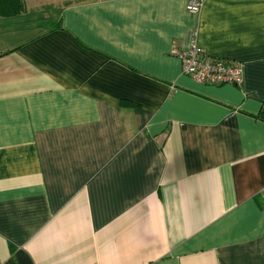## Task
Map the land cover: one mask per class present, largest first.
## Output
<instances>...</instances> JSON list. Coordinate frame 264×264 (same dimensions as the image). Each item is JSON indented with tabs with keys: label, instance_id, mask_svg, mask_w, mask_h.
I'll list each match as a JSON object with an SVG mask.
<instances>
[{
	"label": "crops",
	"instance_id": "obj_1",
	"mask_svg": "<svg viewBox=\"0 0 264 264\" xmlns=\"http://www.w3.org/2000/svg\"><path fill=\"white\" fill-rule=\"evenodd\" d=\"M188 1L62 0L0 42L1 264H264V0ZM193 35L239 84L183 74Z\"/></svg>",
	"mask_w": 264,
	"mask_h": 264
},
{
	"label": "built area",
	"instance_id": "obj_2",
	"mask_svg": "<svg viewBox=\"0 0 264 264\" xmlns=\"http://www.w3.org/2000/svg\"><path fill=\"white\" fill-rule=\"evenodd\" d=\"M201 4L202 0H189L186 5L187 13L197 15ZM171 53L180 62L183 74L197 84L237 85L241 81L242 68L239 63L206 56L196 45L194 35L188 48L178 49L173 46Z\"/></svg>",
	"mask_w": 264,
	"mask_h": 264
},
{
	"label": "rangeland",
	"instance_id": "obj_3",
	"mask_svg": "<svg viewBox=\"0 0 264 264\" xmlns=\"http://www.w3.org/2000/svg\"><path fill=\"white\" fill-rule=\"evenodd\" d=\"M43 3L42 10L34 11L24 9L19 17L12 19H3L5 23L0 24V42H5L7 45H16L21 41L28 39L42 30H48L56 24L59 7L62 0H38ZM53 2L55 9H51L50 5ZM49 5V7H45ZM1 19V18H0ZM1 23V20H0Z\"/></svg>",
	"mask_w": 264,
	"mask_h": 264
},
{
	"label": "trees",
	"instance_id": "obj_4",
	"mask_svg": "<svg viewBox=\"0 0 264 264\" xmlns=\"http://www.w3.org/2000/svg\"><path fill=\"white\" fill-rule=\"evenodd\" d=\"M24 10L23 0H0V18L12 19L19 17ZM59 21L56 22V27L59 26ZM52 27L49 29L51 30Z\"/></svg>",
	"mask_w": 264,
	"mask_h": 264
}]
</instances>
